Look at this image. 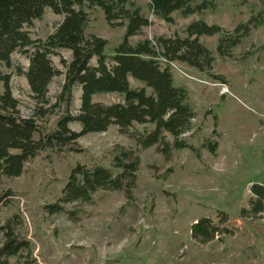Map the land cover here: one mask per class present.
Returning a JSON list of instances; mask_svg holds the SVG:
<instances>
[{
	"label": "rangeland",
	"instance_id": "rangeland-1",
	"mask_svg": "<svg viewBox=\"0 0 264 264\" xmlns=\"http://www.w3.org/2000/svg\"><path fill=\"white\" fill-rule=\"evenodd\" d=\"M132 1L151 22L129 39L132 45L157 37L184 38L187 26L199 20L231 33L264 11V0H215L213 10L188 17L175 12L174 23H167L152 13L150 0ZM89 15L87 35L105 39L106 54L114 55L125 28L108 24L98 7ZM62 20L63 16L48 9L27 30L33 39H45ZM200 41L214 53V76L183 63L170 65L175 85L187 88L196 112L193 130L179 140L196 151L187 146L166 152L162 143L143 149L138 136L148 134L153 125L134 123L128 130L112 125L105 132L84 135L74 144L76 150L41 152L26 163L20 176L1 179L0 224L12 219L17 233L30 243V251L10 257L7 264H264V213L255 217L241 212L251 209L253 185L264 186V26L252 28L225 59L217 52L219 35L202 36ZM12 60V69L0 65V75H11L13 96L21 116L27 118L37 102L25 74L16 67L27 71L30 55L16 52ZM70 60L67 50L51 56L59 74L49 86L48 99L59 106L40 119L46 132L55 130L66 112V104L57 97L65 81L63 62ZM91 64L96 65L97 59ZM130 83L134 88L144 86L133 78ZM81 93L80 87L74 88L70 108L74 116L80 113ZM93 101L111 105L123 103V96L98 94ZM70 127L81 131L78 122ZM164 139L170 146L176 140L169 133H164ZM207 141L218 143L216 155L203 147ZM116 147L132 149L140 158L131 197L124 191H100L95 204L67 205L81 209V222L45 211L47 205L59 202L72 168L78 163L109 166ZM202 219L227 231L205 240L197 238L193 226ZM3 242L0 233V246Z\"/></svg>",
	"mask_w": 264,
	"mask_h": 264
},
{
	"label": "trees",
	"instance_id": "trees-1",
	"mask_svg": "<svg viewBox=\"0 0 264 264\" xmlns=\"http://www.w3.org/2000/svg\"><path fill=\"white\" fill-rule=\"evenodd\" d=\"M216 6L215 0H150L152 13L167 23H174L172 15L175 12L188 17L213 10ZM95 7L103 11L112 27L125 28L123 41L112 56L106 54L108 42L105 39L87 35L89 10ZM48 9L63 16V20L45 39H33L27 28L41 20ZM150 24L141 7L132 0H0V65L12 69L14 53L30 55L27 71L23 72L20 67H16V71L25 74L37 102L33 115L23 118L19 101L13 96L11 75H0V82L3 83L0 94V183L3 177L20 176L26 163L41 152L76 150L73 146L79 138L105 132L112 125L121 130L130 129L134 123L153 125L148 134L138 136L137 143L143 149L162 143L166 152L173 147L187 146L195 150L179 140L181 135L193 130L192 121L196 112L187 88L175 85L170 65L179 62L214 76V53L200 38L219 35L217 52L222 59L230 57L252 28L264 26V11L239 24L231 33L218 25L199 20L187 26L184 38L157 37L132 45L129 39L140 35ZM61 50L71 52V60L63 62L66 66L65 81L57 97L60 103L66 104V112L58 119L55 130L46 132L39 121L53 114L59 106L58 103L51 104L48 92L53 79L59 74L51 56ZM94 58L97 59L96 65L91 64ZM130 78L144 86L132 87ZM75 87H80L82 92L80 113L76 116L70 113ZM108 93L123 96V103H94V96ZM39 105L49 107L44 109ZM73 122L81 125L80 132L71 129ZM164 133L175 137L173 146L164 142ZM36 135H39L38 139ZM203 147L216 155L218 143L207 141ZM139 169L137 152L124 147L114 148L109 166L78 163L71 169L59 202L47 205L45 211L50 215L63 213L70 220L81 222V209H69L67 205L95 204V195L100 191H124L131 197ZM251 192V209L244 208L241 212L258 217L264 213V186L255 184ZM221 231L227 230L207 219L193 226V235L204 240ZM0 233L4 235L0 246V264H7L10 257L30 251L29 241L17 233L12 219L0 224Z\"/></svg>",
	"mask_w": 264,
	"mask_h": 264
}]
</instances>
